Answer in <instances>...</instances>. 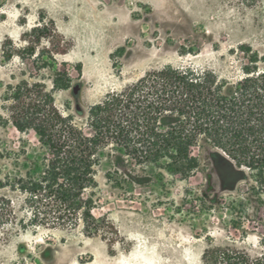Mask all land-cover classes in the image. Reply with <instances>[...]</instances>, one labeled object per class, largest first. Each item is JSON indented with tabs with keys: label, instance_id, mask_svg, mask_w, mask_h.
I'll return each mask as SVG.
<instances>
[{
	"label": "rangeland",
	"instance_id": "obj_1",
	"mask_svg": "<svg viewBox=\"0 0 264 264\" xmlns=\"http://www.w3.org/2000/svg\"><path fill=\"white\" fill-rule=\"evenodd\" d=\"M35 26L54 28L66 51L48 58L41 38L35 54L21 58L15 51ZM164 65L208 69L230 81L247 67L263 68L264 0H0V196L14 213L3 229L7 240L0 239V264H202L208 245L264 250V190L252 189L254 174L245 168L243 176L218 172L213 148L203 143L192 149L199 166L187 179L138 170L136 181L118 185L98 172L101 203L93 213L118 230L112 250L80 226L20 228L28 215L15 174L42 151L33 130L12 122L19 86L37 84L80 121L77 107L86 112Z\"/></svg>",
	"mask_w": 264,
	"mask_h": 264
},
{
	"label": "trees",
	"instance_id": "obj_2",
	"mask_svg": "<svg viewBox=\"0 0 264 264\" xmlns=\"http://www.w3.org/2000/svg\"><path fill=\"white\" fill-rule=\"evenodd\" d=\"M55 32L35 26L25 33L27 45L15 52L21 58L23 53L33 56L45 38L41 53L53 59L67 49ZM36 87L27 82L19 86L23 91L17 92L11 113L19 131L31 129L38 135L42 151L38 160L15 174V190L28 215L19 221L21 229L80 226L87 236L103 238L112 250L118 230L106 215L93 213L101 203L98 172L103 170L106 180L118 185L136 181L133 174L138 170L187 179L198 169L192 149L201 143L213 148L209 155L218 172L243 176L245 168L254 174L252 189L264 190V67H247L242 77L230 81L208 69L164 65L106 93L86 112L77 107L80 121L63 114L51 95ZM13 215L9 200L0 196L2 241L7 240L3 229ZM201 261L264 264V250L250 255L208 245Z\"/></svg>",
	"mask_w": 264,
	"mask_h": 264
},
{
	"label": "water",
	"instance_id": "obj_3",
	"mask_svg": "<svg viewBox=\"0 0 264 264\" xmlns=\"http://www.w3.org/2000/svg\"><path fill=\"white\" fill-rule=\"evenodd\" d=\"M79 88H80L79 85H76V86L73 87V93H74V95H77L79 93Z\"/></svg>",
	"mask_w": 264,
	"mask_h": 264
}]
</instances>
